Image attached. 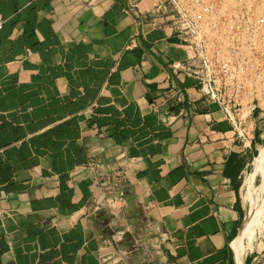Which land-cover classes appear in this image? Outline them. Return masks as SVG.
Returning a JSON list of instances; mask_svg holds the SVG:
<instances>
[{
    "label": "crops",
    "instance_id": "0c3cea01",
    "mask_svg": "<svg viewBox=\"0 0 264 264\" xmlns=\"http://www.w3.org/2000/svg\"><path fill=\"white\" fill-rule=\"evenodd\" d=\"M154 3L0 0V264H238L264 97L233 127Z\"/></svg>",
    "mask_w": 264,
    "mask_h": 264
},
{
    "label": "built area",
    "instance_id": "2783aa9c",
    "mask_svg": "<svg viewBox=\"0 0 264 264\" xmlns=\"http://www.w3.org/2000/svg\"><path fill=\"white\" fill-rule=\"evenodd\" d=\"M151 11L169 22L188 53L186 66L239 129L264 97V0H155ZM3 21L0 14V28ZM100 166L86 163L96 182Z\"/></svg>",
    "mask_w": 264,
    "mask_h": 264
},
{
    "label": "rangeland",
    "instance_id": "374dc122",
    "mask_svg": "<svg viewBox=\"0 0 264 264\" xmlns=\"http://www.w3.org/2000/svg\"><path fill=\"white\" fill-rule=\"evenodd\" d=\"M264 143L259 146L257 155L251 160L250 165L246 173L244 174L242 184L245 182V178L251 177V184L249 188L242 185V200L245 194L248 197L253 198L255 203V211L260 214V223H254L250 230L244 233V258L247 259L248 264H264V164L259 168L263 161ZM245 179V180H244ZM253 187V188H252ZM245 189V190H244ZM247 190V191H246ZM252 194H251V192ZM253 190V191H252ZM245 191V193H244ZM248 192V193H246ZM254 196V197H253ZM256 196V197H255ZM245 205V213H247V201H243ZM246 217V215H245ZM245 220V219H244Z\"/></svg>",
    "mask_w": 264,
    "mask_h": 264
},
{
    "label": "bare ground",
    "instance_id": "6f19581e",
    "mask_svg": "<svg viewBox=\"0 0 264 264\" xmlns=\"http://www.w3.org/2000/svg\"><path fill=\"white\" fill-rule=\"evenodd\" d=\"M263 161H264V154H263ZM264 163H261L259 165V168H261V166L263 165ZM264 168V167H263ZM264 173V172H263ZM246 179V180H245ZM245 182L244 184H242L243 186L249 188V185L251 184V177H247L245 178ZM264 184V183H263ZM253 188V187H252ZM250 189V188H249ZM245 190V189H244ZM247 191V190H246ZM253 191V190H252ZM251 192V190H250ZM245 193V191H244ZM248 193V192H246ZM252 194V192H251ZM246 196H244V199L247 201L246 203L248 204L247 206V213H246V217H245V220L242 221L243 224H241V228H240V231L237 235V237L233 240V245H234V248H235V256L237 259L236 262H238V264H241L242 261H243V258H244V240H243V236H244V233L248 232L251 228V226L255 223H260V214L258 212H256L255 210V202L253 200V198L251 197H248L247 194H245ZM254 197V196H253ZM256 197V196H255ZM243 200V201H245ZM264 210V209H263Z\"/></svg>",
    "mask_w": 264,
    "mask_h": 264
}]
</instances>
